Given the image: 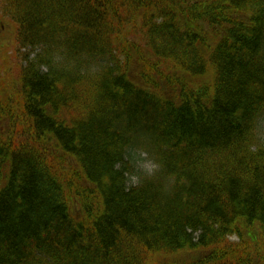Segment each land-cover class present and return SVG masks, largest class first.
Returning a JSON list of instances; mask_svg holds the SVG:
<instances>
[{
    "label": "trees",
    "instance_id": "trees-1",
    "mask_svg": "<svg viewBox=\"0 0 264 264\" xmlns=\"http://www.w3.org/2000/svg\"><path fill=\"white\" fill-rule=\"evenodd\" d=\"M0 11L22 54L19 98L0 99V264L182 251L202 255L190 264H264V0H0ZM209 67L212 90L194 89L187 77ZM139 148L150 176L136 171Z\"/></svg>",
    "mask_w": 264,
    "mask_h": 264
},
{
    "label": "rangeland",
    "instance_id": "rangeland-1",
    "mask_svg": "<svg viewBox=\"0 0 264 264\" xmlns=\"http://www.w3.org/2000/svg\"><path fill=\"white\" fill-rule=\"evenodd\" d=\"M202 25L207 33V42L211 47H213L218 35L216 31L212 29L207 23H203ZM16 34L17 27L15 26V24L10 19L3 18L0 11V99L2 100L8 99L9 95H11L13 99L19 98L20 87L18 86V90H12V86L19 83L21 64L20 61H22V54H18L16 52ZM155 60V58L152 59L153 62ZM162 68L164 70L169 69V67L166 65L162 66ZM167 72H171V70H168ZM214 77V71L211 67H209L205 76L187 78L192 82V86L194 89L206 90V88H209V90H212L214 85ZM159 83H162L164 88H168V86H165L164 80H162V82L160 80ZM176 88L180 90L179 87ZM134 153L136 157V171L140 170L145 176L152 175L157 168V166L155 165V161L144 150H142V148L137 149L136 151H134ZM74 165L76 166V162L74 163ZM131 182L133 185L137 184L138 176H136V174L131 176ZM77 192L81 194V191L79 189H77ZM78 201H81V198L79 196H77V201L72 204L71 208L72 212L75 215L80 213L79 208L81 207V205ZM244 232L245 236L247 237V231L244 230ZM239 240L240 238L238 236L230 237L231 242H238ZM259 242L260 244H262L261 246L264 247L263 237H260ZM201 256L202 255L200 253L194 251H182L173 255L158 252L149 254L147 256L146 264H190L193 261H199Z\"/></svg>",
    "mask_w": 264,
    "mask_h": 264
}]
</instances>
